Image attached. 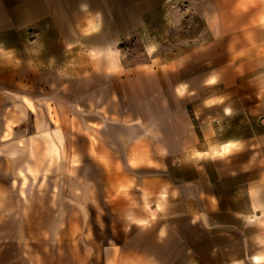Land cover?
Returning a JSON list of instances; mask_svg holds the SVG:
<instances>
[{"label": "crops", "instance_id": "0c3cea01", "mask_svg": "<svg viewBox=\"0 0 264 264\" xmlns=\"http://www.w3.org/2000/svg\"><path fill=\"white\" fill-rule=\"evenodd\" d=\"M0 127L40 177L0 215V249H43L31 264L231 249L264 206V0H0Z\"/></svg>", "mask_w": 264, "mask_h": 264}, {"label": "rangeland", "instance_id": "374dc122", "mask_svg": "<svg viewBox=\"0 0 264 264\" xmlns=\"http://www.w3.org/2000/svg\"><path fill=\"white\" fill-rule=\"evenodd\" d=\"M122 49L126 52V61H131L133 55H136L139 47L133 40H125L121 43ZM36 79L34 78V82ZM1 128V127H0ZM31 130V127L28 129ZM5 143L0 141V215L4 213L5 208L13 211V216L16 210L21 208L20 197L28 196L34 197L31 194L37 193L36 190H21L19 185L21 182H36L39 180V175L31 174L26 175L18 172L20 158L15 155V150L8 151L13 153L7 156L5 151ZM48 181L49 179H44ZM25 203V202H24ZM28 202V215L30 221L28 224V234H30V242H36L33 237L37 232L38 225L44 223L34 220L36 213L34 205ZM34 206V207H33ZM33 207V208H32ZM259 214L256 216L251 212L252 216L248 218V230L239 229L236 231V244L229 247L228 237H220L218 239L207 238L205 249H189L188 253H183L184 249H172V253L162 255V264H264V206L261 207ZM2 217V216H0ZM15 219V218H14ZM13 219V220H14ZM0 227L5 226L4 218H0ZM8 221V225L13 227L12 234L20 228L21 223L16 221ZM202 235L205 232L201 231ZM19 234V232H18ZM33 234V235H32ZM207 234V233H206ZM14 242L17 239L15 236ZM219 241L220 249H209V243H216ZM232 242V240H231ZM175 248V247H174ZM43 249H0V262L3 264L6 259L11 257L12 264H26L28 262L37 261L45 258ZM43 252V253H42ZM160 256V255H159Z\"/></svg>", "mask_w": 264, "mask_h": 264}]
</instances>
